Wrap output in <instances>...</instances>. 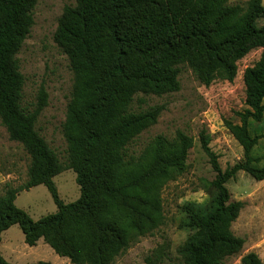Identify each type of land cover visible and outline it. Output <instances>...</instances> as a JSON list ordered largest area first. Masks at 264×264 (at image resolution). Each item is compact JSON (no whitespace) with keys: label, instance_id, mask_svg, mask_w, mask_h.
Masks as SVG:
<instances>
[{"label":"trees","instance_id":"trees-1","mask_svg":"<svg viewBox=\"0 0 264 264\" xmlns=\"http://www.w3.org/2000/svg\"><path fill=\"white\" fill-rule=\"evenodd\" d=\"M37 0H0V122L20 143L30 162L27 180L6 184L0 194V239L17 224L32 246L42 238L72 264H110L131 243L162 222L161 189L185 168L191 139L177 131L157 136L138 154L134 139L159 116L162 105H135V97L162 95L180 87V66H188L205 85L232 81L237 62L251 49L259 59L244 69V102L239 123L226 121L243 157L221 170L201 133V146L215 177L204 180L212 196L205 207L184 206L185 225L193 230L179 247L184 264H221L241 250L244 239L231 224L243 206L232 200L226 182L238 171L256 180L264 165L251 154L262 135L251 136L248 120L264 114V6L260 0H75L64 7L53 38L68 58L74 83L62 124L67 157L61 162L35 129L47 93L40 88L36 106L22 103L24 76L18 53L33 24ZM138 101H143L139 97ZM72 169L80 195L63 202L53 177ZM43 184L57 210L36 220L15 204L17 194ZM241 264H263L254 252ZM0 264H10L0 253ZM29 264H52L39 260ZM146 264H153L150 258Z\"/></svg>","mask_w":264,"mask_h":264},{"label":"rangeland","instance_id":"rangeland-1","mask_svg":"<svg viewBox=\"0 0 264 264\" xmlns=\"http://www.w3.org/2000/svg\"><path fill=\"white\" fill-rule=\"evenodd\" d=\"M229 1L240 3L247 0ZM260 2L264 6V0ZM74 3L75 0H37L32 10L30 32L16 54L24 76L22 103L33 109L40 88L47 93L46 104L37 116L35 129L61 162L67 157L62 124L74 78L68 58L53 35L64 7ZM257 23L262 25L264 19ZM261 51V48H253L237 62V72L232 81L216 78L205 85L188 66L181 65L177 91L135 97V105H162V110L156 121L134 139L129 146L130 152L138 154L159 135L172 140L177 131L187 135L192 144L184 170L175 174L161 189V224L131 243L110 264H146L147 258L153 264H184L178 249L193 232L185 225L184 206H207L212 191L204 186L203 181L212 180L216 174L202 149L201 133L208 136L209 147L216 155L221 170L233 166L243 157L241 145L225 122L238 124L237 113L247 108L242 74L246 67L254 65L259 59ZM139 97L143 101H138ZM247 128L251 136L262 135L251 154L259 159L260 165H264V114L260 121L249 119ZM29 162V155L23 146L9 138L0 122V194L7 183L17 187L26 182ZM75 177L72 169H65L53 177L58 196L65 203L76 200L80 195ZM226 187L232 200L243 203L231 224V231L243 238L244 243L240 251L223 258L221 264H241L240 259L247 252L256 253L264 264V178L256 180L246 172L238 171L234 178L226 182ZM15 204L34 220L57 210L43 184L21 190ZM0 253L10 264H29L39 260L72 264L67 257L55 253L42 238L35 245H27L17 224L2 232Z\"/></svg>","mask_w":264,"mask_h":264}]
</instances>
